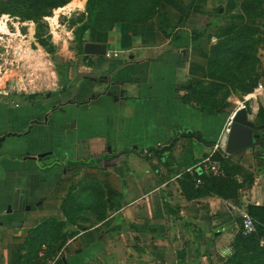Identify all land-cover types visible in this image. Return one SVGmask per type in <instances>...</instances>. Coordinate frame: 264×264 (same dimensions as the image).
<instances>
[{
  "label": "crops",
  "instance_id": "0c3cea01",
  "mask_svg": "<svg viewBox=\"0 0 264 264\" xmlns=\"http://www.w3.org/2000/svg\"><path fill=\"white\" fill-rule=\"evenodd\" d=\"M243 1L162 0L160 13L144 24L89 30L85 44L106 45L107 54H82L88 66L68 80L75 86L35 99L34 91L10 97L0 90V264H16L29 232L61 219L70 188L91 180L113 195L107 217L79 223L86 229L46 264H222L231 256L242 213L264 206V141L233 155L255 174L237 200L188 201L174 177L227 134L238 101L230 115H209L181 98L203 79L212 46L246 22ZM174 139L160 163L149 150Z\"/></svg>",
  "mask_w": 264,
  "mask_h": 264
},
{
  "label": "trees",
  "instance_id": "16d2710c",
  "mask_svg": "<svg viewBox=\"0 0 264 264\" xmlns=\"http://www.w3.org/2000/svg\"><path fill=\"white\" fill-rule=\"evenodd\" d=\"M70 1L0 0V18L8 15L18 17L24 22L23 24L30 21L35 23L37 25L34 35L36 42L48 54L54 55L56 48L44 19L50 17L54 10L69 4ZM262 2L264 0L243 1L241 9L246 22L241 26H232L227 29L223 37L212 46L203 79L193 83L187 95L181 98L185 104L194 105L203 113L216 115L217 105L223 106L222 102L215 103L214 107L207 104L209 100H214L227 88V83L243 95L251 94L257 89L262 77L256 71V64L260 63L257 51L260 47H264V31L252 23V14L257 11ZM94 4L97 8L95 15L91 13ZM161 4L162 0H95L89 7L88 14L86 16L83 14L78 19V28L74 31L79 54H84V38L89 30L107 32L118 23L144 24L160 13ZM19 33H21L20 30ZM247 63L252 69L250 79L237 70L238 65ZM35 96L31 95L30 98ZM71 102H76L75 98L71 99ZM255 121L257 125H264L263 106H258ZM263 135L264 133L256 144L264 141ZM184 136L201 140L199 134L192 132H187ZM173 142L162 150L150 149L149 151L157 156L160 163H163L166 153L173 150L177 139ZM185 157L187 161L185 165H193L190 161L192 159L191 149H185ZM215 160L221 163L222 175L203 174L199 176L202 180L201 185H197L196 179L188 173H184L179 179L182 193L188 201L206 196H216L223 201L237 200L240 190L247 184L254 183L255 174L236 161L233 155L223 157L217 154ZM58 164L56 162L46 168ZM112 198L113 195L107 196L102 183L97 180L85 181L72 186L63 200L61 219L49 218L33 228L23 248L18 252L16 264H46L48 259L55 260L66 243L86 229L79 225L81 222L86 223L85 220L80 221V219L83 220V216L85 219L92 218L90 216L93 215L92 219H95V222L103 220L108 215L107 209ZM169 209L173 211L172 207ZM248 211L255 222L256 233L244 236L242 232H239L231 243V256L222 264H264V245L261 244V240L264 239V206L250 205ZM86 212L89 215H85ZM239 225L242 229V220L239 221ZM72 226H76L77 229L67 233L66 230ZM41 253H44V257L40 256Z\"/></svg>",
  "mask_w": 264,
  "mask_h": 264
},
{
  "label": "rangeland",
  "instance_id": "374dc122",
  "mask_svg": "<svg viewBox=\"0 0 264 264\" xmlns=\"http://www.w3.org/2000/svg\"><path fill=\"white\" fill-rule=\"evenodd\" d=\"M94 2L95 0H71L69 4L54 10L50 17L44 19L51 34L53 45L56 48L54 61L34 38L37 29L35 23L30 21L23 24L24 22L18 17L2 16L0 18V29L6 31V33L0 32V90L9 93L10 97L25 95L34 91L37 95L31 99H35L39 96L45 98L49 93L52 95L62 93L70 88L67 87V84L75 86L76 81L72 83L68 80L73 79L75 72L81 67L88 66V64L83 56L78 54L74 31L78 28V19L83 14L85 16L88 14L87 11ZM141 3L144 4V2ZM135 4H137V1H135ZM95 7L94 4L91 11L94 15L97 11ZM213 22L215 24L216 21ZM252 23L261 27L264 31V2L252 14ZM8 29L9 32H7ZM19 30L21 33H19ZM113 49V46H109V50L112 51ZM126 56L120 55L122 59ZM257 56L260 63L256 64V71L260 76H264L263 46L258 49ZM114 60L117 59L114 58ZM237 70L247 79H250L252 69L249 63L238 65ZM57 86L62 87L58 92L54 91ZM251 94L243 95L227 83V88L214 100H209L207 105H213L214 107L215 103L221 101L223 106L219 107L217 105L218 113H228L230 115L235 103L246 100ZM257 104L259 106L258 101ZM261 133L263 134L264 131H261ZM86 214L89 215L87 212ZM83 218L80 221L85 220L89 224L96 221L92 218L85 219V216Z\"/></svg>",
  "mask_w": 264,
  "mask_h": 264
},
{
  "label": "built area",
  "instance_id": "2783aa9c",
  "mask_svg": "<svg viewBox=\"0 0 264 264\" xmlns=\"http://www.w3.org/2000/svg\"><path fill=\"white\" fill-rule=\"evenodd\" d=\"M108 56L110 55L108 54ZM261 100L264 101V85L258 86L257 89L246 100L238 101L236 103V108L233 113L232 119L234 115L241 109H246L250 118L255 119V114L258 112L257 101L259 102ZM229 128L227 130V134L213 145L212 152L206 159H204L192 168L184 169L174 178L176 180H179L184 173H188L196 179L197 185H201L202 180L199 179V176L203 174L214 176L222 175L223 171L221 168V163L215 160V157L217 154H221L223 157L227 155L226 144L230 131ZM241 220L243 221V226L242 229L240 228V232H242L244 236H251L256 233V225L254 220L251 218L248 209L242 213ZM261 244L264 245V239L261 240Z\"/></svg>",
  "mask_w": 264,
  "mask_h": 264
},
{
  "label": "water",
  "instance_id": "95a60500",
  "mask_svg": "<svg viewBox=\"0 0 264 264\" xmlns=\"http://www.w3.org/2000/svg\"><path fill=\"white\" fill-rule=\"evenodd\" d=\"M86 55L105 56L107 46L102 44L87 43L84 45ZM94 82H105V77L92 78ZM229 135L226 144L227 155H234L240 151L253 147L262 137L261 134L255 133L264 130V125H257L255 119L250 118L246 109L239 110L233 117L229 128ZM5 137L0 140L3 142ZM46 157V154L40 155L39 158ZM21 226V225H17Z\"/></svg>",
  "mask_w": 264,
  "mask_h": 264
},
{
  "label": "flooded vegetation",
  "instance_id": "af4514ba",
  "mask_svg": "<svg viewBox=\"0 0 264 264\" xmlns=\"http://www.w3.org/2000/svg\"><path fill=\"white\" fill-rule=\"evenodd\" d=\"M256 124H257V123H256ZM255 133H259V134H260L261 132H257V131H255ZM261 135H262V134H261Z\"/></svg>",
  "mask_w": 264,
  "mask_h": 264
}]
</instances>
